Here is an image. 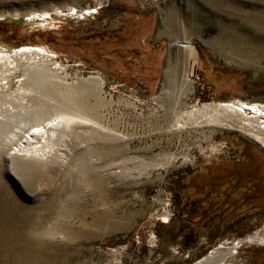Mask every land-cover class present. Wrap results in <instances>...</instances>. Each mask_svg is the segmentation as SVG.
Returning a JSON list of instances; mask_svg holds the SVG:
<instances>
[{
	"label": "rangeland",
	"instance_id": "obj_1",
	"mask_svg": "<svg viewBox=\"0 0 264 264\" xmlns=\"http://www.w3.org/2000/svg\"><path fill=\"white\" fill-rule=\"evenodd\" d=\"M9 18L0 49L51 60L0 72V264L264 260L243 201L264 177V0H0ZM79 36L97 45L61 41ZM51 120L44 156L13 154Z\"/></svg>",
	"mask_w": 264,
	"mask_h": 264
},
{
	"label": "bare ground",
	"instance_id": "obj_2",
	"mask_svg": "<svg viewBox=\"0 0 264 264\" xmlns=\"http://www.w3.org/2000/svg\"><path fill=\"white\" fill-rule=\"evenodd\" d=\"M89 13V11H71L70 16L74 18H80L83 16H86V14ZM35 16L32 15V18ZM43 20H47L44 16L41 17ZM40 18V19H41ZM39 25H43V23H39ZM187 46V45H183ZM36 47H22L18 50H15L11 53H5L3 49H0V72L5 73L10 71L11 69H14L16 66V63L18 62H26L29 64L30 62H36L37 60L41 61H49L50 53H47L42 48ZM0 85H2L0 83ZM219 109L221 111H234L238 112L242 109L240 108V105L238 106L235 103H224L219 106ZM59 123L56 122V120H51L39 125H35L30 127L28 130H26L25 133H23L19 139V141L16 143V147L14 149L13 154H18L24 157H42L44 156V153H42V150L40 149L41 146L37 145L35 147H31L32 143L40 142H46L50 139V137L53 136V129L58 125ZM261 140V139H259ZM262 143V142H261ZM258 240H263V238H258ZM248 242L254 241L252 238L247 239ZM229 257V254L222 255L220 258H216L213 255L207 256L200 261H198L196 264H224L225 259Z\"/></svg>",
	"mask_w": 264,
	"mask_h": 264
},
{
	"label": "trees",
	"instance_id": "obj_3",
	"mask_svg": "<svg viewBox=\"0 0 264 264\" xmlns=\"http://www.w3.org/2000/svg\"><path fill=\"white\" fill-rule=\"evenodd\" d=\"M15 31H16V27L14 26L13 23H11V22H0V34L8 33V32L15 33ZM45 36H46V38L45 37L42 38L43 42L45 44L56 46V47L59 46V43H58L59 39L56 40L57 37L55 35L53 36L51 33H48ZM90 39H91V37L90 38H82L81 36H79V37H75V38L66 37V38H64V40L61 39V41L69 42V43H71V45L73 47H77V48L85 50V48H88V46H87L88 43H90V46L91 45H97V44H95L96 43L95 42V38H92L93 40H90ZM91 51H93V53H97V57H100V55L102 54L96 48H95V50L91 49ZM253 188L256 189L255 186ZM243 196H244L243 197V201L247 205L254 204L255 202H257V199H260L259 196H255L254 194H248L246 192H243ZM259 204H260L261 210H262V208H264V203H259ZM258 259H261V256H260L259 252H256V253L253 254V260H254L253 262H254V264L258 263L257 262ZM260 264H264V260Z\"/></svg>",
	"mask_w": 264,
	"mask_h": 264
},
{
	"label": "crops",
	"instance_id": "obj_4",
	"mask_svg": "<svg viewBox=\"0 0 264 264\" xmlns=\"http://www.w3.org/2000/svg\"><path fill=\"white\" fill-rule=\"evenodd\" d=\"M250 162L252 163L253 161L251 160ZM246 174L247 175H243V180L246 181L243 182V192L260 197V199H257V202L249 206L255 209L261 208L259 203H264V177L257 176L256 171L248 172ZM254 186L256 189L253 188Z\"/></svg>",
	"mask_w": 264,
	"mask_h": 264
},
{
	"label": "water",
	"instance_id": "obj_5",
	"mask_svg": "<svg viewBox=\"0 0 264 264\" xmlns=\"http://www.w3.org/2000/svg\"><path fill=\"white\" fill-rule=\"evenodd\" d=\"M23 21L24 20H22V19H11V18L7 19V22H13V23L18 24V25H21L23 23Z\"/></svg>",
	"mask_w": 264,
	"mask_h": 264
}]
</instances>
